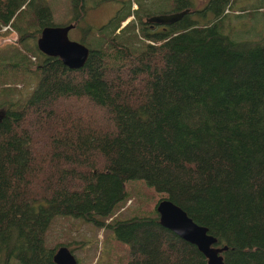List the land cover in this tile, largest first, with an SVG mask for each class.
Returning a JSON list of instances; mask_svg holds the SVG:
<instances>
[{
    "label": "trees",
    "instance_id": "16d2710c",
    "mask_svg": "<svg viewBox=\"0 0 264 264\" xmlns=\"http://www.w3.org/2000/svg\"><path fill=\"white\" fill-rule=\"evenodd\" d=\"M32 2L0 0V30L10 23L22 46L54 24L43 4L22 31L17 19ZM73 2L85 63L70 68L35 42L37 62L20 53L18 67L37 69L38 84L0 105V264H53L60 244L48 246L45 233L56 215L107 229L128 249L124 264H207L159 223L163 197L228 246L223 264H264V30L233 28L225 10L234 0H170L159 13L190 10L154 26L145 18L156 0L135 9L116 0L100 28L87 21L86 0ZM260 7L238 5L233 17L264 15ZM136 29L150 42L134 44ZM134 180L156 192L151 210L119 216Z\"/></svg>",
    "mask_w": 264,
    "mask_h": 264
},
{
    "label": "rangeland",
    "instance_id": "374dc122",
    "mask_svg": "<svg viewBox=\"0 0 264 264\" xmlns=\"http://www.w3.org/2000/svg\"><path fill=\"white\" fill-rule=\"evenodd\" d=\"M127 1L131 2L130 7L132 9H135L138 5L137 0ZM149 1L147 0V2ZM262 1L264 0H234L235 7L233 6V9H231L230 6L225 10L227 11L228 9L229 14L231 13L230 17L232 18L231 23H233V28H237L238 32H242L248 25V23L243 21H248L257 23V28L261 31L264 30V15L257 13L254 18L250 19L246 16L242 18L233 17L234 13H232L241 12L237 8L238 5L251 6L256 3H262ZM169 2L170 0H156L152 8L156 13H159L158 11L161 10H169L172 8ZM205 3L206 0H196L197 7L205 5ZM43 4L49 8L51 13L49 19L54 24H66L73 21L72 16L75 13L73 0H33L30 5L26 7L22 6L24 9L17 19L22 31L27 29L28 20L36 23L33 14L35 15ZM86 4L89 6L87 9V21L96 28H100V25L105 23L116 12V8L118 7L116 0H86ZM259 10L263 12L264 7H260ZM43 14L46 17V13L44 12ZM132 20H134V17L130 15L124 20V24L127 21L132 22ZM122 22L119 27L124 25ZM13 28L11 26V28L6 30H0V105L6 104L10 100L21 101L27 99L40 79V73L37 69H33L34 67L30 70H22L20 69L22 66L18 67L20 59L23 58L22 55L26 58V62L31 61L32 66L39 59L36 52L29 50V48L33 47L38 36L27 39L23 43L24 46H22L18 42V32ZM28 29L35 30V28L29 27ZM115 32L119 33L121 31L118 28ZM80 33L79 28L74 27L69 30L68 35L70 38L78 40ZM255 33L257 31H252L246 35L254 37ZM137 34L139 41H135L134 44L138 45L150 42L140 31L137 30ZM232 37L237 38V32L235 30L233 31ZM46 168L47 166L45 165ZM128 188L131 194L130 199H127L120 207L117 212L118 215H128L137 207H140L146 213L150 212L151 207L149 205L152 204L153 198L156 197V192H152V188L141 180L128 181ZM154 210L156 211V209ZM108 234L109 231L107 229L97 227L80 218L56 215L45 233V241L48 246L57 244L67 245L75 254L77 264H124V259L128 255V249L122 244L119 245L115 241L107 240ZM110 244L113 245L111 253L107 251L111 247ZM9 264H18V262L12 259Z\"/></svg>",
    "mask_w": 264,
    "mask_h": 264
},
{
    "label": "water",
    "instance_id": "95a60500",
    "mask_svg": "<svg viewBox=\"0 0 264 264\" xmlns=\"http://www.w3.org/2000/svg\"><path fill=\"white\" fill-rule=\"evenodd\" d=\"M190 8L177 11L154 13L145 18L150 24H169L187 13ZM75 22L66 24H49L41 28L36 39L38 49L52 56H58L70 68L82 66L88 56L89 47L80 40L69 37L68 32ZM161 225L172 230L180 238L196 245L206 257L207 264H223L222 252L228 248L226 244L217 245V238L208 231V227L200 224L188 215L179 204L167 197L160 198L155 206ZM53 264H77L73 251L65 244L58 245L52 255Z\"/></svg>",
    "mask_w": 264,
    "mask_h": 264
},
{
    "label": "built area",
    "instance_id": "2783aa9c",
    "mask_svg": "<svg viewBox=\"0 0 264 264\" xmlns=\"http://www.w3.org/2000/svg\"><path fill=\"white\" fill-rule=\"evenodd\" d=\"M8 28H11L10 23L3 24V25L1 26V30H6V29H8Z\"/></svg>",
    "mask_w": 264,
    "mask_h": 264
},
{
    "label": "flooded vegetation",
    "instance_id": "af4514ba",
    "mask_svg": "<svg viewBox=\"0 0 264 264\" xmlns=\"http://www.w3.org/2000/svg\"><path fill=\"white\" fill-rule=\"evenodd\" d=\"M151 26H154V25H156V24H150ZM74 28V27H73Z\"/></svg>",
    "mask_w": 264,
    "mask_h": 264
}]
</instances>
